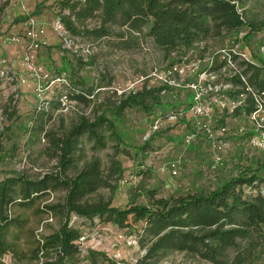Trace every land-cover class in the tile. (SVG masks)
Segmentation results:
<instances>
[{
	"label": "rangeland",
	"instance_id": "1",
	"mask_svg": "<svg viewBox=\"0 0 264 264\" xmlns=\"http://www.w3.org/2000/svg\"><path fill=\"white\" fill-rule=\"evenodd\" d=\"M40 1L0 0V132L3 131L0 140L5 146V169H20L34 178L56 170L57 158L50 156L48 138L43 133L33 136L23 126L29 125L38 107L42 106L49 113L45 118L46 129L61 134L83 115L94 120L101 111V103L119 101L121 95L140 90L145 85L163 86L170 79L176 85L162 92L160 106L153 105L148 111L132 107L123 117L107 113L116 122L120 137L104 128L106 146L100 148L87 135L83 137L79 167L94 157L102 159L106 171L114 158H119L123 165V171L111 181L115 192L109 187L101 188L91 199L111 197L114 206L126 208L135 201L147 204L152 193L167 197L209 192L242 170L256 168L259 162H264V147L260 145L264 138V119L257 129L255 120L247 114H236L227 97L217 94V91L231 87L227 84L225 69L204 72L201 77L209 67L208 63L212 61L219 65L228 51L238 52L234 68L241 70L243 60L261 56L264 53V29L256 30L249 38H245L249 33L245 27L240 32L211 38L202 43L206 50L196 51L184 59L186 67L182 73H170L172 67L182 62L174 63V55L168 56L149 38L139 47L125 50L120 49L114 39L93 42L59 32L54 27L58 19V0H47V8L40 15L33 16L28 22L14 24L16 16L31 13ZM235 1L246 20L258 22L264 19V0ZM94 24V21L90 22V26ZM32 25L38 31L35 42L26 35ZM62 49L67 51L64 53ZM65 57L70 60L75 73L60 76L58 71ZM77 59H82L81 66ZM72 79H81L86 87L93 89L89 103L65 96L73 91L69 84ZM199 80L205 86L206 81L219 83L204 93V103H209L212 108L208 116H195L191 112L194 89L190 84ZM79 88L82 85L78 84ZM9 106L15 111L12 119L5 112ZM158 119L161 123L153 130ZM260 189L264 192V184ZM258 191L259 187H244L245 197ZM65 196L66 191L53 190L38 199L36 207L64 202ZM27 212L31 215L30 226L37 238L54 231L61 222L58 216L50 213L36 215L34 209ZM70 216V224L81 232L77 242L80 253L71 264H91L88 259L90 249L105 251L118 260V264H137L147 252V246L142 245L141 237L137 236L144 221H130L129 226L121 227L99 217L90 219L74 213ZM128 240L135 242L128 244ZM14 261L13 254L7 253L0 259V264H14ZM162 262L200 263L179 251H172ZM248 264H264V253L260 259Z\"/></svg>",
	"mask_w": 264,
	"mask_h": 264
},
{
	"label": "trees",
	"instance_id": "2",
	"mask_svg": "<svg viewBox=\"0 0 264 264\" xmlns=\"http://www.w3.org/2000/svg\"><path fill=\"white\" fill-rule=\"evenodd\" d=\"M46 2H38L31 13L16 16L14 24L40 15L47 8ZM56 5L58 20L69 36L93 42L114 39L125 50L139 47L149 38L168 56L174 55V63L183 62L196 51L206 50L202 43L211 38L240 32L244 27L249 30L245 38H249L256 30L264 29V19L246 20L235 0H58ZM93 21L95 24L90 26ZM62 51L65 53L67 49ZM232 58L235 61L237 55L233 53ZM254 58L243 60L242 70L230 66L224 59L219 65L208 63L209 67L204 70L212 73L225 69L227 84L231 87L217 94L227 97L228 101L243 95V103L234 108L238 115L250 116L256 110L257 100L264 106V53ZM81 62L82 59H77L78 65ZM58 72L60 76L71 75L75 69L65 57ZM216 83L205 82L212 88ZM69 84L73 91L65 96L82 103L90 102L93 89L86 87L83 80L72 79ZM78 84L82 85L81 89H77ZM172 88L173 85L165 83L131 90L121 95L119 101L101 103V111L94 120L83 115L61 134L46 129L45 118L49 113L38 107L29 125L23 126L33 136L43 133L48 138L50 156L56 157L57 163L56 170L35 178L20 169L4 168L5 146L0 140V259L12 253L14 264H71L80 253L77 242L81 237L79 229L70 224L71 213L90 219L99 217L121 227L129 226L130 221H144L137 236L147 246V252L137 264H165L163 259L172 251L184 252L201 264H248L260 259L264 253V192L260 189L264 184L263 161L209 192L167 197L152 193L147 204L135 201L126 208L114 206L111 197L90 198L101 188L109 187L115 192L111 181L123 171V165L119 158H114L106 171L102 159L94 157L79 167L83 137L87 135L98 148L106 146L104 128L120 137L116 122L107 113L123 117L132 107L151 110L153 105L162 104V92ZM9 108L5 112L12 119L15 111ZM246 186L259 187V191L245 197ZM53 190L66 191L64 202L36 207L38 199ZM31 209L36 215L45 212L58 216L59 227L37 238L27 212ZM88 259L91 264H118L105 251L90 249Z\"/></svg>",
	"mask_w": 264,
	"mask_h": 264
},
{
	"label": "built area",
	"instance_id": "3",
	"mask_svg": "<svg viewBox=\"0 0 264 264\" xmlns=\"http://www.w3.org/2000/svg\"><path fill=\"white\" fill-rule=\"evenodd\" d=\"M33 24V23H32ZM33 26V25H32ZM54 27L56 30H58L59 32L61 33H64L65 32V27L63 26V24L61 23L60 20L57 19V21L54 23ZM43 31H41L42 33ZM28 36V38H30V40H33V42H35V40H37V36H38V31L37 29H35V27L33 26V28L31 30H29L26 34ZM234 54H237L238 52L236 50H233V51H228V53H226L224 56H223V59L226 60L227 64H229L230 66H235L234 64V60L232 58V55ZM201 60V59H200ZM200 60H198V62H200ZM211 64H212V61H211ZM186 64L184 63V61L179 64V65H175L176 67H172L170 69V73L171 72H175V73H179L180 72L182 73L185 69V66ZM194 65V63H193ZM206 73V71H203L201 73V77H203V75ZM171 80V79H170ZM170 80H166V83L170 84V85H176V82L174 80L170 81ZM190 86L194 89V95H193V98H194V104L193 106L191 107V112L192 114H194L195 116L197 115H210L209 112L212 111V108L210 106V104H205L204 103V93H208L209 91L213 90L212 87L210 86H205L203 85L202 82L197 81L196 83H192L190 84ZM210 87V89H208ZM206 98V97H205ZM216 98V100H218V97H214ZM244 101V97L243 95H240V98L237 99V100H229L228 103L236 108L237 106L241 105ZM258 101V104L256 106V110L252 112V114L250 115V117L255 120L256 124H257V129H259L261 127V124H262V120L264 119V116H263V103L259 100ZM233 108V109H234ZM232 109V110H233ZM161 123V120H156L155 121V124L153 126V130H156L159 125ZM259 126V128H258ZM263 135H264V131H263ZM263 144H260L262 145V147H264V138H263ZM133 242H135V240H128V244H132Z\"/></svg>",
	"mask_w": 264,
	"mask_h": 264
},
{
	"label": "crops",
	"instance_id": "4",
	"mask_svg": "<svg viewBox=\"0 0 264 264\" xmlns=\"http://www.w3.org/2000/svg\"><path fill=\"white\" fill-rule=\"evenodd\" d=\"M42 1H43V0H42ZM40 2H41V1H40ZM37 3H38V2H37ZM37 3H36V4H37ZM36 4H35V5H36ZM35 7H36V6H35ZM34 9H35V8H34Z\"/></svg>",
	"mask_w": 264,
	"mask_h": 264
}]
</instances>
